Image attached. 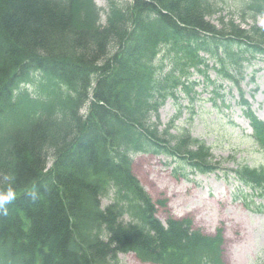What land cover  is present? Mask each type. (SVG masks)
Returning a JSON list of instances; mask_svg holds the SVG:
<instances>
[{"label": "trees", "instance_id": "obj_1", "mask_svg": "<svg viewBox=\"0 0 264 264\" xmlns=\"http://www.w3.org/2000/svg\"><path fill=\"white\" fill-rule=\"evenodd\" d=\"M261 13L264 0H238L239 22L217 0H0V264H120L128 251L152 264H223L220 231L161 223L132 159L215 170L211 148L175 125L179 108L166 124L159 115L179 93L194 99V74L214 84L211 69L238 90L264 152V120L240 88L264 54ZM236 175L264 194V166Z\"/></svg>", "mask_w": 264, "mask_h": 264}, {"label": "rangeland", "instance_id": "obj_2", "mask_svg": "<svg viewBox=\"0 0 264 264\" xmlns=\"http://www.w3.org/2000/svg\"><path fill=\"white\" fill-rule=\"evenodd\" d=\"M94 1L100 8L106 7V0ZM217 1L223 16L234 15L239 22L235 15L238 0ZM217 17L210 21L218 24ZM255 23L264 29V14L257 15ZM209 76L216 78L213 70ZM192 79L198 82L193 101L182 94L175 103L168 99L159 110L160 120L166 124L179 108L181 114L175 125L187 127L193 137L211 148L217 170L183 176L172 169L169 157L138 153L133 156L132 171L153 202H164L162 206L156 204L157 218H190L194 229L211 236L220 231L223 264H264V200L249 196L250 190L233 175L238 165L264 166V152L247 137L251 131L242 115L237 89L227 81L217 82L213 87L225 103L218 106L220 99L215 98L217 105L211 99L213 87L199 75L194 74ZM240 88L251 110L263 119L264 60H254L246 67ZM118 258L120 264H150L140 261L133 252L119 254Z\"/></svg>", "mask_w": 264, "mask_h": 264}, {"label": "snow or ice", "instance_id": "obj_3", "mask_svg": "<svg viewBox=\"0 0 264 264\" xmlns=\"http://www.w3.org/2000/svg\"><path fill=\"white\" fill-rule=\"evenodd\" d=\"M9 197H4V200L6 201Z\"/></svg>", "mask_w": 264, "mask_h": 264}, {"label": "clouds", "instance_id": "obj_4", "mask_svg": "<svg viewBox=\"0 0 264 264\" xmlns=\"http://www.w3.org/2000/svg\"><path fill=\"white\" fill-rule=\"evenodd\" d=\"M0 206H2V205H0Z\"/></svg>", "mask_w": 264, "mask_h": 264}]
</instances>
